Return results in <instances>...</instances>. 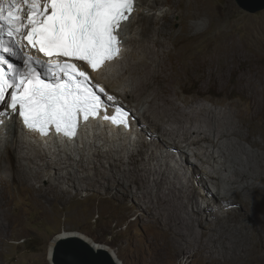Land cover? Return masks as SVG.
I'll use <instances>...</instances> for the list:
<instances>
[{"label": "rangeland", "instance_id": "obj_1", "mask_svg": "<svg viewBox=\"0 0 264 264\" xmlns=\"http://www.w3.org/2000/svg\"><path fill=\"white\" fill-rule=\"evenodd\" d=\"M137 1L144 7L141 13L151 15L169 12L171 28L179 35L169 45L180 53L179 57L199 54L221 44L237 45L243 48L246 57L241 56V61L234 63L236 72H247L250 67L264 76V10L249 14L240 9L234 0H200L204 14L197 19H189L180 16L178 11L183 14L191 11L188 5L195 0H168L156 10L145 6L149 0L145 3L143 0ZM134 18L125 28L127 39L124 42L127 40V43L123 48L124 55L119 56L117 63L107 67L101 77H94V80L104 83L106 90L117 98V104L129 111L134 128L138 127L141 136L124 134L121 139L116 140V136L107 134L110 138L103 146V142L96 140V146L84 150V139L79 138L77 146L68 148L66 153L61 152L65 146L61 143L56 146L55 143L48 147L52 151H60L48 156L44 152L37 153L38 149L46 151L38 146V142L30 145L23 139L24 135L19 136L25 144L15 142L19 145L18 163L23 167L28 165L33 173H37L38 182L27 186L18 179L11 178L9 174L18 163L10 161L15 157L14 154L4 153L2 164L0 163V213L5 222L9 223L10 232L0 233L1 264H50L48 252L51 240L63 231L80 233L95 243L107 246L121 264H264V234L247 226L248 217L241 214L244 209L240 202L233 200L235 202L222 205L217 198H212V194L204 195V191L199 189L202 185L211 193L214 192L217 177L224 178L225 181H222L225 184L230 183L231 172L228 169L233 167V162L230 161L244 155H240L236 148L226 145L219 152L216 149L210 152L211 148L203 150L202 146L193 144L185 146L179 136L170 135L169 124L153 111L143 97L136 94L125 95L129 91L128 83L116 79V72L121 70L134 48V27L140 17L136 14ZM198 72L199 70L193 71L192 76H189L188 70L186 75L182 72L173 85L182 96L192 98L200 94L198 100L211 110L209 115H205L211 118L210 122L215 119L216 122L213 123L216 124L223 119L221 113L214 117L215 110L219 112L229 108L228 110L234 111L235 108L228 105L230 102L248 108V98L235 86L236 72L227 76V79L231 77L228 84L233 88L232 92L228 88L212 85L209 81L200 85L199 80H196ZM226 93H230L229 97ZM176 103L188 109V105L180 99ZM144 122L150 124L155 131L144 126ZM203 123L198 125L205 128L206 122ZM251 128L256 132V138L263 142L262 126L257 119ZM3 130L0 128V149L11 139L6 130ZM158 136L169 137L177 146L170 150L169 156L157 152L154 143ZM114 138L115 141H112ZM93 141L89 139L87 143ZM144 141L150 148L155 147V156L158 158V162L157 158L149 159L151 161L148 167L157 173L165 172L168 180L176 187L183 186L185 208L179 211V218L183 222L191 221L194 224L193 228L202 238L200 242L193 240L190 233L187 238L168 239L164 211L153 195L155 186L152 182L148 183V189L152 191L150 194L142 193L134 184H124L131 183L121 176L122 173L126 174L128 163L117 162L116 158L122 154L128 157L129 153L131 155L137 152L138 145ZM241 144L249 151H257L256 147L247 145V141ZM42 145L46 146L44 142ZM109 149L110 157H95L97 152L106 153ZM194 153H198L200 157L196 158ZM27 155H41L42 158L40 160L38 157L35 162H31ZM47 162L53 165L55 173L51 166L46 168ZM185 163L190 168L183 171L182 178L179 179L174 173L180 171ZM4 167H7L6 170ZM74 173L75 177H71ZM39 186L46 193L44 197H41L42 193L35 194ZM190 189H194L192 194L196 195L199 202L186 198L191 193ZM162 190L167 191L166 185ZM251 194L250 204H254V193ZM239 200H242L241 196ZM250 204L247 200V205Z\"/></svg>", "mask_w": 264, "mask_h": 264}, {"label": "bare ground", "instance_id": "obj_2", "mask_svg": "<svg viewBox=\"0 0 264 264\" xmlns=\"http://www.w3.org/2000/svg\"><path fill=\"white\" fill-rule=\"evenodd\" d=\"M143 1L145 3L146 0ZM167 1L168 0H149L145 6H147L150 10H156L158 6L163 5L165 2L167 3ZM201 4L202 3L200 2V0L191 1V4L188 5L190 6L188 8L191 11L187 9L188 12L186 14L178 11L179 15L189 19H197L204 14ZM143 9L144 7H141L138 1L135 0V10L130 15L129 20L123 25V30L120 35L122 43H124L123 47L125 48V44L127 43V40L126 43L124 42L126 38L125 28L129 24V22H133V18L136 16V14L140 17L136 21L137 26L134 27V48L130 55L128 54L130 57H128L124 66L120 71L116 72V79L128 83L129 91H126L125 95L136 94L137 96L143 97L148 105L153 109V111L157 115H159L165 123L169 124L170 128H168L170 135L172 137L175 135L179 136L180 140L185 143V146L193 144L202 146L203 150L211 148L209 149V151L216 149L219 152L221 148L226 145L228 147L232 146L236 148V150L241 153L240 155H244V157H239L237 159H234V161H230V163L233 162V167L228 169L231 172L232 181H230V183L225 184L222 181V179L224 180V178L217 177L215 179L214 192L212 191L211 193L209 189H207V187H203L202 185L199 187V189L204 191L202 193L204 195L209 196L212 194V198H217L222 205L229 204L235 201L240 202L239 204H241L242 208L244 209L241 214L248 217L247 226L255 232L264 234V138L263 142L258 140L256 138V132L251 128L254 120L257 119L262 126V133L264 134V76L260 74V72L255 68L250 67L247 72L243 70L241 72H236L234 63H236L237 61H241V56H244L242 50L243 48L237 45L221 44L218 46L210 47L209 49H206L199 54L179 57L180 53H178V51H176L169 45L171 42L176 41L179 36L178 34L176 35V33L171 28V19L169 16V12L166 11L162 14L152 13L151 15H149L146 13H141V10ZM122 55H124V53H121L119 56L122 57ZM119 56L112 63L104 64L99 70L93 73V76L96 79L100 78L105 70L109 68V66L118 62ZM245 57L246 55L244 56V58ZM42 58L44 59V57ZM119 61H121V59ZM187 70L189 76H192L193 71L199 70L196 80H199L200 85H203V83L209 81L210 83H212V85L223 87V89L228 88L231 92L233 88L228 84L231 77L227 79V76L228 74L234 75V73L236 72L235 86L242 95L248 98V108H243L242 105L236 102H230L228 103V105L231 108H235V110H228L229 106H227L228 109H224L219 112H216L215 110L214 117L216 118L217 113H221L223 119L221 122L219 121V123L216 124L213 123L216 122L215 119L210 122L211 118L206 117L207 114L209 115L210 109L202 101L198 100L200 94H197L192 98L185 97L182 96L180 91L176 90L173 85L175 79L179 78L182 72L185 75L187 74ZM112 72L114 75L115 69ZM97 83L99 82L97 81ZM99 84H102L105 88L104 83ZM203 92L204 91H202V93ZM226 94L228 95V93ZM177 99H180L184 104L188 105V109H184L183 107L179 106V104L176 103ZM203 112L206 113L204 114ZM211 115L212 114H210V116ZM202 117L203 119H201ZM98 121L99 118L90 119L82 126L81 133L79 134V138L84 139L82 150L90 146H96V140H100L101 142H103V146L107 141H109V136H112L107 133L106 127H103L105 133L101 132L103 131V129L98 126ZM204 121L206 122V124L205 128L203 126V129L198 124H204ZM3 122H5V125L0 126V128L6 130L5 132L10 135L11 139L10 142L6 143L5 146L0 149L1 164L4 159V153L14 154L15 157L10 159V161L12 160L13 163L19 162V145L15 144V142H22L25 144V141H27L28 143H30V145L36 144V142H38V146H40L41 148L42 146L40 142L42 141L47 146H45L44 148L46 149V151L42 150L41 152L38 149L37 153L42 154L44 152L46 156L55 155L60 151V149H54V151H52L53 149L51 147H48V145L51 144L55 145L56 143L57 146L58 143H61L63 147L65 146L61 151L63 153H66L68 150V147L65 145L68 144V141L64 137H62L61 140L58 141L52 135H47L42 139H39L38 136L35 135L38 131H35V133L33 134L26 132L24 128L20 127L21 125H19L18 119L16 118L15 114L8 120L3 119ZM130 123L132 124L133 121L130 120ZM144 123L146 124L147 122ZM145 124L144 126L150 127L152 130H154V128L150 124ZM108 130L113 131V136L121 139V131L123 130L122 128L113 127L111 129L109 128ZM98 131L100 132L98 133ZM131 132L132 134L135 133L136 135H138V137L141 136L138 127L135 129V131L134 129H132ZM22 135H24L23 139L25 141L19 138V136ZM168 138L163 136L162 138H160L158 136V139L156 140L154 145L155 147L157 146V152L166 153L169 156L171 152L170 150L173 148H177V146H175V144L172 143V141ZM89 139H93L94 141L92 143H87V140L89 141ZM115 139L116 138H114L112 141H115ZM243 141H247V145H250L251 147H256L257 151H249V149L247 150L246 147L241 146V143ZM138 148L139 149L137 152L132 153V151V154L130 155L129 153L128 157L122 156V154L117 156L116 158L117 162L126 161L128 163L126 174L122 173L121 176L126 179V181L131 183L124 184L127 186H129L130 184H134L138 189H140L142 193L150 194L152 193V191L148 189V183L152 182L155 186V192L153 193V195L156 198L157 203L162 207L164 211V225L166 233H169L168 239L175 240L177 238H187L190 233L193 240L200 242L202 238L198 235V233H196L195 229L193 228L194 224L191 221L183 222L179 218V211L185 208V204L183 203V186L176 187L175 184H171V182L168 180L165 172L157 173L156 171H152L150 167H148L150 161L156 159L157 156H155L156 150L154 148H150L147 142H142L138 145ZM167 149H169V151H167ZM66 155L69 154L67 153ZM95 155L96 158L110 157L111 149L107 150L106 153L97 152ZM194 156L196 158L200 157L198 153H194ZM27 157L31 162H35L38 157L40 160L42 158L41 155L33 157H31V155H27ZM124 157L127 160H125ZM149 159L151 160L149 161ZM148 161L149 163L146 164V162ZM18 164L15 165L13 171L9 174L11 178H16L19 182L25 183L27 186L34 185L35 182H38L36 180L37 173H33L28 165L23 167L21 164ZM39 165L41 166V163ZM45 166L46 168L48 166H51V169L55 173L52 164L47 162ZM115 166H117V164ZM183 166L180 171H175L174 173V176L178 177L179 179L182 178L183 171L190 168L187 163H185ZM71 177H75V173L72 174ZM164 185H166L167 191L162 190ZM190 191L191 193H188L189 195L187 194L186 198L189 197L191 201H195L196 203L197 197L195 194H192L194 193L192 192L194 191V189H190ZM250 191L251 193H254V204H250V201H252V194L249 193ZM37 193H42L41 197H44L46 195V193L43 192L40 186L35 191V194ZM239 196L242 197V200H239ZM247 200L250 206L247 205ZM197 202H199V200ZM1 205H3V201L1 202ZM8 224L9 223L5 222V218L0 213V233L8 234V232H10L8 231ZM82 236L85 237L84 235ZM56 237L51 240V244L49 246L48 260L50 264H52L50 259L51 250ZM90 241L94 244H97L92 240ZM103 247L106 246L103 245Z\"/></svg>", "mask_w": 264, "mask_h": 264}, {"label": "snow or ice", "instance_id": "obj_3", "mask_svg": "<svg viewBox=\"0 0 264 264\" xmlns=\"http://www.w3.org/2000/svg\"><path fill=\"white\" fill-rule=\"evenodd\" d=\"M134 10L135 0H0V53L22 60L18 65L0 55L7 68L0 67V102L11 90L4 106L29 130L46 135L54 126L56 133L75 137L78 117L88 121L107 107L76 62L95 70L116 57ZM24 41L48 59L25 51ZM129 115L116 104L105 119L127 125Z\"/></svg>", "mask_w": 264, "mask_h": 264}, {"label": "water", "instance_id": "obj_4", "mask_svg": "<svg viewBox=\"0 0 264 264\" xmlns=\"http://www.w3.org/2000/svg\"><path fill=\"white\" fill-rule=\"evenodd\" d=\"M234 2L249 14L264 10V0H234ZM56 236L50 255L52 264H121L107 246L94 244L80 233L62 232Z\"/></svg>", "mask_w": 264, "mask_h": 264}, {"label": "clouds", "instance_id": "obj_5", "mask_svg": "<svg viewBox=\"0 0 264 264\" xmlns=\"http://www.w3.org/2000/svg\"><path fill=\"white\" fill-rule=\"evenodd\" d=\"M93 78H94V76H93ZM95 81V80H94ZM97 83V82H96ZM97 84H99V83H97ZM100 85H102V84H100ZM103 86V85H102ZM104 87V86H103ZM105 89V88H104ZM106 90V89H105ZM107 91V90H106ZM108 92V91H107ZM109 93V92H108ZM109 94H111V93H109ZM111 95H113V94H111ZM114 96V95H113ZM120 106V105H119ZM124 108V107H123ZM125 109V108H124ZM125 110H127V109H125ZM128 111V110H127ZM129 112V111H128ZM130 114V113H129ZM130 117H131V114H130ZM131 120H132V117H131ZM129 123H130V119H129ZM130 125H131V128L129 129V130H122L121 131V133H122V135H124V134H130V135H132V136H134V135H136L135 133L134 134H132V129H134V131H135V128H134V123H130ZM99 126V125H98ZM99 127H101V128H103V127H106V126H99ZM118 128H120V127H118ZM106 129H107V133H109L110 135H112L113 136V131H109L108 129L109 128H107L106 127ZM124 131V132H123ZM81 133V132H80ZM98 133H99V131H98ZM78 138H79V136H78ZM117 139H118V137H117ZM77 142H78V139H76V141H75V143L73 144V145H69V144H65L68 148H73V147H75V146H77ZM75 145V146H74ZM43 148H45L43 145H41Z\"/></svg>", "mask_w": 264, "mask_h": 264}]
</instances>
